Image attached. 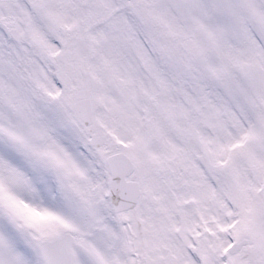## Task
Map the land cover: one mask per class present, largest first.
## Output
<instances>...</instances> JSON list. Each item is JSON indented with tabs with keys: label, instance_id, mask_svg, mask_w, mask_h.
<instances>
[{
	"label": "snow or ice",
	"instance_id": "obj_1",
	"mask_svg": "<svg viewBox=\"0 0 264 264\" xmlns=\"http://www.w3.org/2000/svg\"><path fill=\"white\" fill-rule=\"evenodd\" d=\"M0 264H264V0H0Z\"/></svg>",
	"mask_w": 264,
	"mask_h": 264
}]
</instances>
